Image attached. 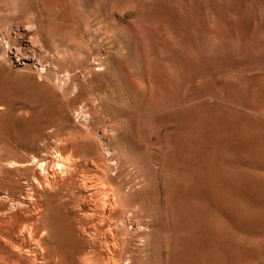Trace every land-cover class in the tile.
I'll return each instance as SVG.
<instances>
[{"label":"rangeland","instance_id":"obj_1","mask_svg":"<svg viewBox=\"0 0 264 264\" xmlns=\"http://www.w3.org/2000/svg\"><path fill=\"white\" fill-rule=\"evenodd\" d=\"M0 264H264V0H0Z\"/></svg>","mask_w":264,"mask_h":264},{"label":"bare ground","instance_id":"obj_2","mask_svg":"<svg viewBox=\"0 0 264 264\" xmlns=\"http://www.w3.org/2000/svg\"><path fill=\"white\" fill-rule=\"evenodd\" d=\"M58 165V167H59V164H57ZM57 167V166H56Z\"/></svg>","mask_w":264,"mask_h":264}]
</instances>
